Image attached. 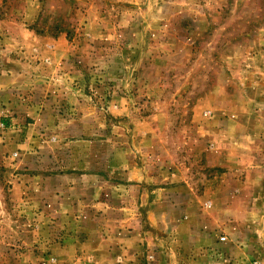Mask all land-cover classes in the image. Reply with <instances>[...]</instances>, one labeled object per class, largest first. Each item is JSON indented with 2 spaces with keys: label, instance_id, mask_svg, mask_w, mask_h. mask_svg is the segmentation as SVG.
Wrapping results in <instances>:
<instances>
[{
  "label": "rangeland",
  "instance_id": "obj_1",
  "mask_svg": "<svg viewBox=\"0 0 264 264\" xmlns=\"http://www.w3.org/2000/svg\"><path fill=\"white\" fill-rule=\"evenodd\" d=\"M0 264H264V0H0Z\"/></svg>",
  "mask_w": 264,
  "mask_h": 264
}]
</instances>
